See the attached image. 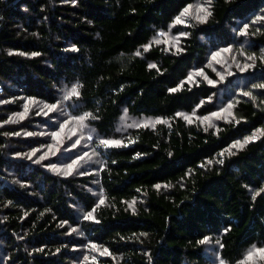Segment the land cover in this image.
Instances as JSON below:
<instances>
[{
	"label": "trees",
	"instance_id": "obj_1",
	"mask_svg": "<svg viewBox=\"0 0 264 264\" xmlns=\"http://www.w3.org/2000/svg\"><path fill=\"white\" fill-rule=\"evenodd\" d=\"M256 249L264 0H0V264Z\"/></svg>",
	"mask_w": 264,
	"mask_h": 264
},
{
	"label": "snow or ice",
	"instance_id": "obj_2",
	"mask_svg": "<svg viewBox=\"0 0 264 264\" xmlns=\"http://www.w3.org/2000/svg\"><path fill=\"white\" fill-rule=\"evenodd\" d=\"M199 11H201V12H206L207 10H206L205 8L201 7V8L199 9ZM189 12H190V10H189V9H186L185 12H184L182 15H188ZM199 18L202 19V20L205 19V17H199ZM182 22H183V21H181L179 18H177V23H182ZM217 55H219V54H217ZM213 59H215V57H213ZM152 67H155V65H152ZM210 83H211V81H210ZM173 91H175V90H173ZM72 94H73V95L78 94L75 88L72 89ZM49 110H52V109L50 108ZM26 112H27V106H26V108H25V114H26ZM19 118H20V119H23V118H24V114H21ZM82 119H83V118H82ZM158 122H159V121H158ZM247 142H248V141H245V143H247ZM103 143H104L106 146H113V145H118V144H119L118 141H103ZM242 146H243L242 144L233 145V147H242ZM157 187H159V186H157ZM100 203L102 204V203H103V200H101ZM92 218H93V217L91 216V214H89V215L86 217V219H92ZM254 256H259V257H261V258H264V249H256L254 252L249 253V255H248V257H247V261H248V262H251V261L253 260V257H254Z\"/></svg>",
	"mask_w": 264,
	"mask_h": 264
}]
</instances>
